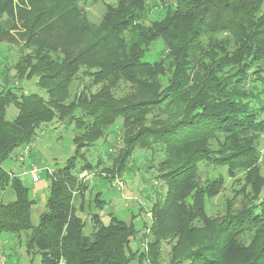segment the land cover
Returning <instances> with one entry per match:
<instances>
[{"label": "trees", "instance_id": "trees-1", "mask_svg": "<svg viewBox=\"0 0 264 264\" xmlns=\"http://www.w3.org/2000/svg\"><path fill=\"white\" fill-rule=\"evenodd\" d=\"M90 2L105 0H0V43L19 45L11 69L48 96L0 92V194L15 195L0 201V233H26L30 264H161L165 242L175 243L169 264H264V0H118L104 3L98 23L83 8ZM158 43L160 59L145 61ZM120 119L122 145L101 177H121L138 149L165 153L157 178L168 190L142 235L135 218L111 214L106 225L83 201L90 186L80 176L101 166L86 155ZM55 120L75 125L76 150L47 172L34 226L30 189L2 165ZM227 178L235 197L211 216L207 202Z\"/></svg>", "mask_w": 264, "mask_h": 264}, {"label": "rangeland", "instance_id": "rangeland-1", "mask_svg": "<svg viewBox=\"0 0 264 264\" xmlns=\"http://www.w3.org/2000/svg\"><path fill=\"white\" fill-rule=\"evenodd\" d=\"M118 0H105L98 4L86 3L83 5L85 12L90 20L94 23H98L101 19V15L104 11L105 4L111 3L117 4ZM165 5L173 3V0H159ZM155 12V11H154ZM19 45L13 44V46L6 43H0V92L5 89H13L15 93L22 94H37L44 99H48V96L44 90L37 85V78L30 81L18 80L17 75L11 67L17 63L20 54L18 49ZM162 45L158 43L152 52L147 53L144 60L148 62H156L160 59ZM7 68L10 71H7ZM88 80L86 79V82ZM19 115V110L15 105H10L7 110L6 118L8 121L13 122ZM122 120H118L116 126L112 128V131L108 135L100 140L95 147L91 148L86 157L88 161L96 165L99 161L101 166L98 169L87 174L92 178L85 181L88 182L90 189L85 192L83 201L86 210L92 203L91 213H98L106 225L110 222L111 214L119 217L120 219L131 222L134 218L136 229L140 231V234L148 233V230L144 228L145 223L149 226L151 224V210L155 202L159 199H164L168 190L164 181L157 178L159 163L165 158V153L161 151V148L157 147V150H136L134 155L129 161L128 170L121 176L123 178L122 185L123 190H119L114 183H111L108 179L101 177L102 170L112 166V159L109 157V153H117L122 145V134L118 131V126L121 125ZM75 125H69L61 123L55 120L52 123L43 125L37 130V136L34 142V149L32 153L25 159H21V151L15 150L14 153L3 163V168L10 173L20 176L24 184L30 189V197L35 200L36 203L33 206L32 211V223L37 226L39 223L40 215L45 212V203L43 198H37L35 191L37 190L32 181L31 170L35 167L39 169L40 179H42L47 186L49 182L47 180V172L51 171L56 173L63 169L68 160L75 155L76 145L74 144ZM263 150H264V137H263ZM82 161L79 160V166ZM263 175H264V160H262ZM201 177L203 180L206 178L207 170L201 171ZM212 172V171H209ZM83 181V180H82ZM235 185L233 180L227 178L225 190L214 199L212 202H207V210L211 216L222 217L225 214L228 202L235 197L234 192ZM74 192L76 196V205L79 206L82 202L80 195ZM100 193L102 199L106 201L103 210L95 208V195ZM49 190L46 192L48 198ZM47 198H45L47 200ZM15 200V195L8 191V194L0 196V201L10 202ZM239 203V202H238ZM237 203V207L240 205ZM88 212V210L86 211ZM139 214L138 217H136ZM86 233L90 235L93 230V224L91 217L87 220ZM25 236L26 233H22L21 236L0 233V247L6 257V264H30L31 257L26 253L25 249ZM175 243H163L161 264H169V257L172 252V247ZM138 244L132 242V248L136 250ZM138 260H134L131 264H138ZM36 264H39V259H36Z\"/></svg>", "mask_w": 264, "mask_h": 264}, {"label": "built area", "instance_id": "built-area-1", "mask_svg": "<svg viewBox=\"0 0 264 264\" xmlns=\"http://www.w3.org/2000/svg\"><path fill=\"white\" fill-rule=\"evenodd\" d=\"M33 149H34V144L33 143L26 145L22 149V151H21V154H20L21 159H25L27 156H29L32 153ZM30 174L32 175V181H33V183H38L41 180L40 179L39 169L38 168L35 167L34 169H32L31 172H30ZM87 178L88 179H91L92 178V176L91 177L88 176L87 172L83 173L80 176V179H82V180H85V179L87 180ZM122 182H124L123 181V178L116 177L114 179V182L113 183H114V185L117 186V188L119 190L122 191L123 188H124V186L122 185ZM6 262H7L6 261V257L3 254V252H2V247H0V264H6Z\"/></svg>", "mask_w": 264, "mask_h": 264}, {"label": "crops", "instance_id": "crops-1", "mask_svg": "<svg viewBox=\"0 0 264 264\" xmlns=\"http://www.w3.org/2000/svg\"><path fill=\"white\" fill-rule=\"evenodd\" d=\"M34 186L35 188L37 189L35 191V196L37 198H40L42 197L43 198V201L44 203H46V192L48 190V186H47V183H45L42 179L38 182V183H34ZM8 194V192H5V193H1L0 196H2L4 198V196H6Z\"/></svg>", "mask_w": 264, "mask_h": 264}]
</instances>
